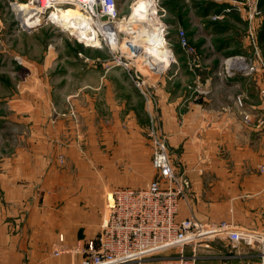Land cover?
Here are the masks:
<instances>
[{
	"label": "crops",
	"instance_id": "obj_1",
	"mask_svg": "<svg viewBox=\"0 0 264 264\" xmlns=\"http://www.w3.org/2000/svg\"><path fill=\"white\" fill-rule=\"evenodd\" d=\"M216 8L185 13L176 19L183 29L175 27L171 38L179 28L188 34L194 20L227 15ZM212 25L197 24L208 36ZM206 57L200 64L180 65L181 74L171 67L163 77L153 76L155 83H146L148 101L124 81L121 69L105 72L98 58L75 68L73 55L74 68L55 69L50 83L45 66L38 90L30 71L26 96L34 100L14 103L11 139L1 143L8 150L0 152V264H79L78 249L98 233L109 193L118 186H142L155 176L149 129L166 142L187 183L180 218L190 208L199 220L225 219L264 231V175L258 171L264 163L261 84L241 76L213 77ZM54 58V64L62 62ZM197 66L205 72L200 83L206 94L189 98L181 76L196 80ZM50 90L56 94L53 104ZM59 235L63 252L54 256ZM257 252L217 239L201 247L197 264H250Z\"/></svg>",
	"mask_w": 264,
	"mask_h": 264
},
{
	"label": "built area",
	"instance_id": "obj_2",
	"mask_svg": "<svg viewBox=\"0 0 264 264\" xmlns=\"http://www.w3.org/2000/svg\"><path fill=\"white\" fill-rule=\"evenodd\" d=\"M148 3L152 6L148 20L155 23L160 37L139 33L140 36H137L132 28H129V34L124 31L122 25L128 17L121 20L116 0H24L17 3L22 8L17 11L13 5L12 10L15 20H20L18 24L23 27L20 19L22 16L31 25H57L52 21V13H58L65 7L71 8L74 12L68 19L72 27L68 26L69 29L62 32L72 35L79 45L107 51L108 58L103 61L98 58L96 62H101L105 72L114 67L126 72L130 82L148 101L147 81L151 79L154 82L153 76L163 77L176 64L175 53L171 50L170 27L161 25L153 0H148ZM244 7L249 50L244 55H230L224 59L216 76L222 80L241 76L260 81L264 110V58L256 33L261 13L260 0H244ZM103 16L106 19L102 20ZM213 18L220 17L218 15ZM145 21L140 20L136 25L140 28L145 25ZM108 29L113 31L112 35L107 34ZM177 35L178 46L182 51L186 55L193 54L185 33L178 29ZM162 39L167 51L163 59H167V62L160 68L155 62H162L163 59L151 57L155 62L150 64L146 62L145 56L148 54L146 47ZM143 45L146 47L143 48ZM78 57L85 63L92 61L83 54H78ZM145 68L149 71L147 77ZM195 94L204 96L206 92L196 89ZM248 121L249 117H244V122ZM149 137L154 149L151 165L155 176L142 186H118L109 193L98 233L85 239L83 247L78 249L82 255L79 264H197L201 247H209L217 239L226 240L232 248L239 245L257 247V257L250 264H264V231H248L225 219L216 222L199 220L190 208L188 215L180 218L179 210L183 203L187 204V183L183 174L177 172L166 142L153 129H149ZM258 171L264 175V163L258 167ZM63 241V235H59L54 246V256L63 252L60 246Z\"/></svg>",
	"mask_w": 264,
	"mask_h": 264
},
{
	"label": "rangeland",
	"instance_id": "obj_3",
	"mask_svg": "<svg viewBox=\"0 0 264 264\" xmlns=\"http://www.w3.org/2000/svg\"><path fill=\"white\" fill-rule=\"evenodd\" d=\"M23 1L24 0H0V152L3 147H7L6 143H4L3 147L1 146L3 139H11L10 114L11 110L16 106L14 103L19 102L25 104V101H30V99L34 100L33 96H26L28 95L26 88L30 86L29 78H27L31 73L30 71L35 72L33 75L35 79L32 80V82L37 83L34 84L33 88L38 90L40 80L44 78L40 71L44 74H47L48 72V76L51 75V77H49L50 83L55 80V69L64 70V68H78L77 66L83 64L84 66L86 65L85 62H81L78 54H83L90 60L93 58L106 60L109 55L104 49L95 50L83 46L82 44L79 45L75 39L72 38V35L67 32H62L65 31V29L60 25L48 23V25H41L32 29V31H25L23 27H20L18 24L20 20H15L12 10L13 5L17 3L19 4ZM138 1L140 2L142 0H116L121 20L124 21L132 14V10L137 7ZM186 2L185 7L183 0H153V3L156 4V15L159 17L161 25L169 26L170 34L175 27H184L182 25L178 26L180 20L177 21L176 19L183 18L185 13H195L196 10H199L201 13H207L211 10V7L216 6V12L220 11V13H227V15L219 16L220 18H213L218 15L212 14L208 17L209 19H204V23L199 21L200 26L202 24H208V26L211 23L213 24V35L211 36L203 34L204 32H202V30L199 31V26H197L199 22L197 20H194L191 23L188 34L185 35L187 36L189 47L193 51V54L186 55L182 51L180 46H178V36L177 38L171 39V50L175 53L174 61L176 63L171 67H176L180 71V65L182 67L183 63L187 62L194 65L200 64L202 56H207L206 58L210 59L208 66L213 70L212 74L216 75L224 59L228 58L230 55H244V53L249 50L247 49V22L245 17L244 0H186ZM260 10L261 13L258 21L259 27L256 30L257 37L259 33L258 31L261 29L262 22L264 21V0H260ZM173 17L175 19H173ZM169 18L175 20V23H168L167 21L170 20ZM153 25L155 27V23ZM136 26L138 27V25ZM122 28L124 31L128 32V34L130 33V31H128L123 25ZM206 30L208 31V29ZM206 30L205 32L207 33ZM156 31L158 33V29H156ZM158 36L160 37V35ZM138 44L141 45L142 43L138 42ZM159 44L166 51V43H164V39L161 41L159 40ZM142 47L144 48L146 46L143 45ZM221 49H223V51H221ZM259 49L264 58V46H260ZM73 55L74 67L71 66V64H73L71 63ZM55 56L62 62L54 64V61H56L54 58ZM145 60L147 62L148 59L145 58ZM154 62L155 60L152 61V63ZM166 62L167 59H163L162 62L157 60L155 63L156 66L163 68ZM45 66L48 67L46 73L45 71H42ZM111 69L119 68L114 67ZM178 69L176 70L179 75L177 78L180 77L182 72L181 70L179 74ZM145 70L147 69L145 68ZM147 72L149 73L147 70L145 71V74H147ZM124 73L126 75L124 81H127L128 84L135 87V85L130 82L127 73ZM194 73L196 80L191 79V77L187 80L188 77L186 79L184 75L181 76L182 79L186 80V87H188L185 93H192L191 95H187L189 98L196 96L197 94H195V90H200L204 84L203 82L200 83V81H203L202 78L204 77L205 72L198 67L194 70ZM194 83H196V85H194ZM47 98L48 102L51 104L55 102L56 94L50 90ZM158 137L161 138V136ZM6 150H8V147Z\"/></svg>",
	"mask_w": 264,
	"mask_h": 264
},
{
	"label": "bare ground",
	"instance_id": "obj_4",
	"mask_svg": "<svg viewBox=\"0 0 264 264\" xmlns=\"http://www.w3.org/2000/svg\"><path fill=\"white\" fill-rule=\"evenodd\" d=\"M151 4L148 3L147 0H142L139 2V5L137 7L134 8L132 14L126 19L125 23H123V26L127 28L128 31H130L129 28H133L134 34H136L137 36H140L139 34H144L145 36H158V33L156 31V29L154 30V23L152 20H148L149 19V9H151L152 7L150 6ZM14 10H19L20 8H22L20 5L15 4V7H13ZM74 11L71 8H64L61 9L58 13H52L54 14L51 18L52 21L55 22L57 25H61L63 27L65 26H69L70 28L72 27V23L69 22L70 19H68L71 16V13H73ZM25 17H21V24L23 25V27H28V26H32L27 20L24 19ZM40 20V19H38ZM140 20H146L144 23L147 26V28H145V25H143L142 27H136L137 22H139ZM27 25V26H26ZM113 31L111 29H108L107 34L108 35H112ZM139 33V34H137ZM146 52L148 54H146L145 58L148 59V63H152L151 57H157V58H161L163 59L165 57V54L167 53V51H165L162 46L159 44V40L157 41V43H154V45H149L146 48Z\"/></svg>",
	"mask_w": 264,
	"mask_h": 264
},
{
	"label": "trees",
	"instance_id": "obj_5",
	"mask_svg": "<svg viewBox=\"0 0 264 264\" xmlns=\"http://www.w3.org/2000/svg\"><path fill=\"white\" fill-rule=\"evenodd\" d=\"M258 32V43L260 48V46H264V21L262 22L261 29H259Z\"/></svg>",
	"mask_w": 264,
	"mask_h": 264
},
{
	"label": "water",
	"instance_id": "obj_6",
	"mask_svg": "<svg viewBox=\"0 0 264 264\" xmlns=\"http://www.w3.org/2000/svg\"><path fill=\"white\" fill-rule=\"evenodd\" d=\"M101 19L104 20V19H106V17L103 16V17H101ZM39 26H40V24H35V25H32V26L23 27V29H24L25 31L29 32V31H32V29H35V28H37V27H39ZM62 28H63V29H67V30L69 29V27H67V26H65V27L62 26Z\"/></svg>",
	"mask_w": 264,
	"mask_h": 264
}]
</instances>
